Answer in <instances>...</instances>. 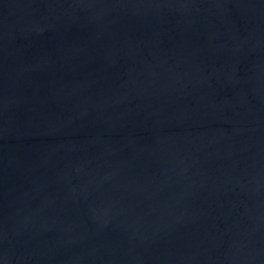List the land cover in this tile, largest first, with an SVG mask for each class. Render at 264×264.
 I'll return each instance as SVG.
<instances>
[{
	"label": "water",
	"instance_id": "obj_1",
	"mask_svg": "<svg viewBox=\"0 0 264 264\" xmlns=\"http://www.w3.org/2000/svg\"><path fill=\"white\" fill-rule=\"evenodd\" d=\"M0 264H264V0L1 20Z\"/></svg>",
	"mask_w": 264,
	"mask_h": 264
}]
</instances>
